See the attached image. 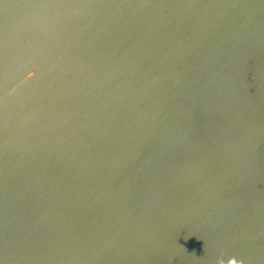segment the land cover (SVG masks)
<instances>
[{"label":"water","instance_id":"95a60500","mask_svg":"<svg viewBox=\"0 0 264 264\" xmlns=\"http://www.w3.org/2000/svg\"><path fill=\"white\" fill-rule=\"evenodd\" d=\"M230 259L264 264V0H0V264Z\"/></svg>","mask_w":264,"mask_h":264},{"label":"clouds","instance_id":"9594fccd","mask_svg":"<svg viewBox=\"0 0 264 264\" xmlns=\"http://www.w3.org/2000/svg\"><path fill=\"white\" fill-rule=\"evenodd\" d=\"M34 74H35L34 71L33 72H29V73H27V76L25 78L29 79V78L33 77ZM220 264H224V261L221 260ZM227 264H240V262H238L236 259H230V260L227 261Z\"/></svg>","mask_w":264,"mask_h":264}]
</instances>
